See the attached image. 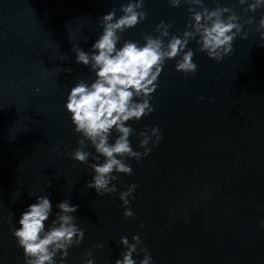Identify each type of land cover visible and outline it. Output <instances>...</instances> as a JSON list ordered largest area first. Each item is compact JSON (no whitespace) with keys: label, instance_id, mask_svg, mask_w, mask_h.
<instances>
[{"label":"water","instance_id":"obj_1","mask_svg":"<svg viewBox=\"0 0 264 264\" xmlns=\"http://www.w3.org/2000/svg\"><path fill=\"white\" fill-rule=\"evenodd\" d=\"M126 3L0 0V264H25L13 229L37 196L53 204L48 225L56 204L68 199L79 205L73 215L84 240L69 248L65 264H86L88 252L95 264H115L126 251L120 238L134 243L137 234L152 264H264V30L257 31L264 8L253 13L238 0H220L242 24L254 17L232 53L217 62L192 40L185 51L195 53V75L176 71L180 57L166 61L151 99L155 111L127 122L135 129L134 150L144 151L137 134L146 128L149 134L161 129L160 143L150 144L152 152L139 162L126 161L133 174L114 173L116 193L98 196L86 187L94 172L71 158L82 136L66 103L72 87L81 80L90 85L96 76L76 62L72 48L89 51L103 32L101 17L113 8L122 16ZM205 5L215 9L217 0ZM189 7L145 0L147 18L122 33L118 47L124 40L142 46L144 34L158 37L161 21L181 36L192 18ZM117 136L113 130L110 143ZM84 150L92 154L89 164L97 162L90 143ZM132 184L135 215L126 218L119 197ZM133 258L140 264L144 253ZM56 260L60 264L59 255Z\"/></svg>","mask_w":264,"mask_h":264},{"label":"clouds","instance_id":"obj_2","mask_svg":"<svg viewBox=\"0 0 264 264\" xmlns=\"http://www.w3.org/2000/svg\"><path fill=\"white\" fill-rule=\"evenodd\" d=\"M172 7H180L182 3L191 5L188 11L192 14L191 21L181 36L171 35V24L161 21L155 31L158 37L144 34V45L131 40L122 39V33L136 27L147 18L144 4L145 0H128L122 4L119 11L122 16L117 17V9L101 17L103 32L89 51L78 45L73 46L76 62L90 67L96 79L90 85L81 80L72 89L67 99L66 109L72 114V123L75 132L82 138L78 141L79 147L71 153V158L82 164H87L94 172L92 180L87 183L88 189H95L98 196L114 194L119 174L131 175L133 168L126 161L135 159L139 162L152 152L162 139L159 127L139 132L142 137L140 148L143 152L133 149L130 137L135 129L127 122L139 121L155 111L151 104L153 94L158 88V79L163 71L166 61L180 57L176 63V71L185 75H195L198 65L193 61L195 53L187 50L188 44L196 40L199 51L217 62L223 61L233 51V42L243 31L245 24L251 25L254 17L240 22L239 16L233 8L224 7L217 0V7L209 10L205 0H168ZM243 6L248 5L246 11L256 12L264 8V0H238ZM264 30V18L259 22L257 31ZM165 43V38H169ZM198 37V39H197ZM264 39V32H261ZM247 38V33L243 34ZM71 71V70H69ZM39 91V89H37ZM204 97H201L203 100ZM113 130L118 133L114 143H110ZM94 147L97 156L92 157L95 163L89 164L92 155L84 149ZM152 147H149V145ZM104 162L99 163L100 157ZM111 185V186H110ZM137 185L128 186L127 191L120 192V200L125 211L123 215L133 217L135 213L130 208L129 197L135 199L133 193ZM55 219L48 225L53 214V204L49 196H37L36 202L29 205L19 219L20 227L13 229L18 246L24 250L25 264H57L56 257L60 256V264H65L69 256V248L78 246L84 240V230L78 227L76 216L79 205H73L65 199L55 205ZM14 216V214H13ZM12 222L10 217L9 223ZM143 227V224L141 225ZM264 228V220L261 221ZM130 243L127 236L120 238L126 251L115 264H137L134 254L144 253L140 264H152V256L146 247H140L142 240L139 234L132 237ZM103 249L104 245H98ZM86 264H95L92 253Z\"/></svg>","mask_w":264,"mask_h":264}]
</instances>
